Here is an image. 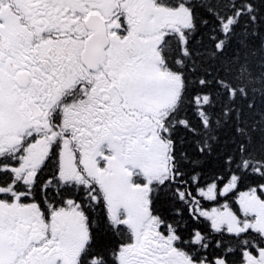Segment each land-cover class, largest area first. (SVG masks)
Listing matches in <instances>:
<instances>
[{"label":"snow or ice","instance_id":"1","mask_svg":"<svg viewBox=\"0 0 264 264\" xmlns=\"http://www.w3.org/2000/svg\"><path fill=\"white\" fill-rule=\"evenodd\" d=\"M0 264H264V0H0Z\"/></svg>","mask_w":264,"mask_h":264}]
</instances>
